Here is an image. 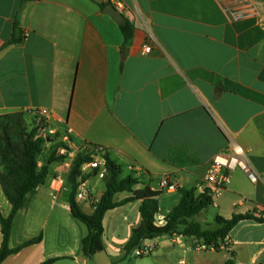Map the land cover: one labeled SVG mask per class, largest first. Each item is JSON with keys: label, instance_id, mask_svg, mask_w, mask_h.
Segmentation results:
<instances>
[{"label": "crops", "instance_id": "1", "mask_svg": "<svg viewBox=\"0 0 264 264\" xmlns=\"http://www.w3.org/2000/svg\"><path fill=\"white\" fill-rule=\"evenodd\" d=\"M122 1L133 15L125 19L148 20L150 29L135 27L126 47L119 24L95 0H0V117L24 113L33 128L31 112L47 109L51 126L61 140L68 136L71 149L102 148L121 165L122 178L123 173L138 177L136 189L160 191L161 179L168 178L178 189L162 191L159 227L181 202L179 189L204 193L214 156L237 144L258 182L240 169L233 172L229 186L214 195L215 225L209 229L219 227L218 216L230 219L264 209V0ZM16 23L25 39L9 44ZM145 43L152 52L143 57ZM41 157L39 166L46 160ZM61 170L60 163L51 166L47 183L14 222L12 248L40 235L43 241L3 264L126 259L124 247L142 221L141 203L106 215L105 251L99 253L106 258L89 259L82 251L88 231L70 213L67 192L52 198L50 184ZM87 182L99 199L104 180L93 176ZM80 205L93 213L89 203ZM0 207L4 216L10 214L1 185ZM208 211L195 219L205 229ZM65 214L72 217L81 246H65ZM18 236L23 239L17 244ZM2 240L0 225V248ZM226 241L228 250L178 235L148 240L143 245L154 250L143 264H225L230 258L235 264H264V223L241 221Z\"/></svg>", "mask_w": 264, "mask_h": 264}, {"label": "trees", "instance_id": "2", "mask_svg": "<svg viewBox=\"0 0 264 264\" xmlns=\"http://www.w3.org/2000/svg\"><path fill=\"white\" fill-rule=\"evenodd\" d=\"M101 10L112 4L111 2L98 3ZM124 36V46L130 45L135 34V25L126 18L119 25ZM25 39L18 23L15 24V33L9 44H19ZM38 128L28 129L24 113L10 114L0 117V185L4 195L11 205V212L4 216L0 207V225L3 236L0 248V264L8 258L17 255L25 248L37 245L43 241V236L32 238L18 247H11V237L17 215L25 209L37 190L45 185L51 175V166L62 163L67 156L58 155V149L66 147L62 142L54 143L44 164L39 166V158L43 155L45 141L37 136ZM107 174L104 177L105 191L93 206V213L87 214L77 200V192L81 183L87 182L95 176L92 174L81 177V168L92 161L89 154L79 152L73 161L72 170L68 179L69 190L67 201L72 216L86 226L87 235L82 240L83 254L92 259L95 255L105 251L103 241L106 215L119 207L129 203L140 202L141 224L135 227L132 235L124 247L125 258L130 257L146 241L167 236H182L203 243L207 248L219 249L229 237L233 228L244 220H255L264 223V218H258L254 213L234 214L230 219L220 216L216 218L219 225L216 229L204 228L195 219L203 211L214 204V196L210 189L196 196V188L179 189L182 199L179 205L166 218V225H156V215L159 212V197L162 191L152 190L150 186L136 189L140 180L133 174L122 178V167L111 156L105 154ZM129 193L130 196L120 199V195ZM233 256V255H232ZM56 260H49L42 264H53ZM225 264H235L230 258Z\"/></svg>", "mask_w": 264, "mask_h": 264}, {"label": "built area", "instance_id": "3", "mask_svg": "<svg viewBox=\"0 0 264 264\" xmlns=\"http://www.w3.org/2000/svg\"><path fill=\"white\" fill-rule=\"evenodd\" d=\"M112 4L123 15L127 14L130 19L133 20V15L124 1L115 0ZM134 25L138 28L146 27L148 31L150 30L148 20L136 22ZM151 52L152 46L149 43H145L141 50V56H148L151 54ZM31 113L35 118V127L39 129L37 136L41 137L45 141V145H52L57 142H62L66 145V147H61L58 149V155L67 156V159L60 163L62 170L52 179L50 184L52 198L54 200L58 199L61 192H67L69 190L68 179L72 170L73 161L79 152L89 154L92 158L91 162L82 166L80 180L83 176L92 174L95 170H98L95 176L100 179H104L107 174V164L105 159L106 152L102 148H92L88 146L82 149H71L68 145V136L65 135L64 140H61L58 137V131L51 126L52 115L49 110L38 109L32 111ZM237 169L244 171L252 183L258 182L259 176L257 171L249 162L246 152L241 146L232 144L230 150L227 153L214 156L205 176V182L208 184L213 196L215 194H220L229 186L231 183L232 173ZM159 188L160 191H177L178 189L175 184H172L169 181L168 178L161 179ZM77 200L80 203H89L92 206L98 202V199L95 197L93 189L88 184V182L81 183L79 186ZM255 215L258 218H264V209L257 211ZM212 248L215 249V247ZM228 248L229 245L227 243H224L220 246V249L228 250ZM153 250V247L142 245L134 253L141 257L151 254Z\"/></svg>", "mask_w": 264, "mask_h": 264}, {"label": "rangeland", "instance_id": "4", "mask_svg": "<svg viewBox=\"0 0 264 264\" xmlns=\"http://www.w3.org/2000/svg\"><path fill=\"white\" fill-rule=\"evenodd\" d=\"M34 123V122H33ZM32 123V124H33ZM29 130H31L32 128L27 126ZM31 128V129H30ZM54 144L52 145H49L47 147H45V153L42 155L41 157V161L45 160L50 151H51V147L53 146ZM0 172H2V167L0 165ZM126 174L123 173V177H125ZM105 189V184L103 182H100L99 183V190L100 192H103ZM209 211L208 213H206V219H207V224L208 226H206L207 228H211L215 225V212L213 211L212 208H208ZM66 212V211H65ZM72 217H69L68 215L65 214V218L61 219V223H62V226H63V237L65 238V246H81L80 243H78V240H77V232L74 230L73 226H72ZM81 227L83 228V230L85 231V234L87 233V228L85 225H83L82 223H80L79 221H77ZM23 238L21 237H17L16 238V241L14 240V243H20L22 241ZM107 243V241H106ZM104 258H106V254H99L96 256V260L97 261H101V260H104ZM148 257L147 256H144V257H137V256H133L131 255L130 257H127L126 259H123L121 261H117L116 264H143V263H146ZM68 264V263H67Z\"/></svg>", "mask_w": 264, "mask_h": 264}, {"label": "water", "instance_id": "5", "mask_svg": "<svg viewBox=\"0 0 264 264\" xmlns=\"http://www.w3.org/2000/svg\"><path fill=\"white\" fill-rule=\"evenodd\" d=\"M95 1H97L98 3H103V0ZM104 12L114 18L119 25L123 24L125 21V16L120 11H118L113 4H109L105 8Z\"/></svg>", "mask_w": 264, "mask_h": 264}]
</instances>
